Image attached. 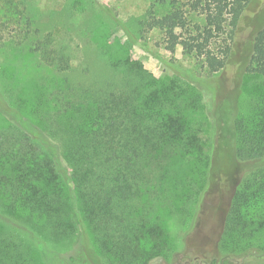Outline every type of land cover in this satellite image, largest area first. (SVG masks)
<instances>
[{
	"label": "trees",
	"instance_id": "trees-1",
	"mask_svg": "<svg viewBox=\"0 0 264 264\" xmlns=\"http://www.w3.org/2000/svg\"><path fill=\"white\" fill-rule=\"evenodd\" d=\"M31 1L0 0V264H152L162 256L156 211L173 213L162 193L187 194L189 176L204 171L197 212L224 162L239 176L219 242L223 264H234L231 256L244 252L234 227L247 208L259 214L264 204V0H152L131 23L106 8L91 24L75 21L119 73L116 87L71 80L73 49L44 32ZM92 4L68 6L82 14ZM110 22L125 37L113 53L104 42ZM242 24L249 33L243 71L263 88L239 111L219 74ZM153 33L167 52L180 49L195 62L198 87L173 61L165 63L172 76L157 79L130 60L126 51ZM4 66L14 70L15 93L1 91ZM199 88L213 116L207 153L189 115L204 109Z\"/></svg>",
	"mask_w": 264,
	"mask_h": 264
},
{
	"label": "rangeland",
	"instance_id": "rangeland-1",
	"mask_svg": "<svg viewBox=\"0 0 264 264\" xmlns=\"http://www.w3.org/2000/svg\"><path fill=\"white\" fill-rule=\"evenodd\" d=\"M71 1L33 0L31 3L44 32H52L57 38L65 40L73 49L75 56L71 61V68L74 77L71 80L82 84L105 85L107 83L106 85L111 87L118 86L121 81L119 73L105 65L104 59L99 56L100 49L95 42V38L89 30L80 28L78 24L81 23V18L84 19L85 24H91L94 13L100 12L103 8L111 9L118 20L131 23L143 15L152 0H90L93 4L88 9V13H82L83 16L80 11H75L68 6ZM67 10H69L71 16L66 14ZM103 18L108 23V19ZM75 21L78 22L77 25ZM235 36L228 64L219 74V78L228 95L236 92V105L240 111L248 95L255 94L260 89L259 84L262 88L263 85L261 81L248 76L243 71L249 57L247 50L249 33L243 24ZM104 40L113 53L117 49L116 43L121 45L125 41V37L120 28L110 22ZM144 43H142V46H133L126 51L131 61L141 64L145 71L157 79H168L172 76L171 70L167 68L165 63L173 61L181 68L190 71L189 83L191 86L198 87V77L202 78L203 73L193 60L182 55L180 49L176 50L173 55L167 52L161 44L158 33L149 34ZM113 56L116 55L113 54ZM1 70L3 77H5L1 91L17 92L20 86L13 79L12 72L14 70L6 66ZM199 91L202 94L204 109L197 114L190 112L189 115L190 118L192 117L196 122L198 121V124L194 122L191 125L198 140L197 145H203L205 151L207 147L205 145L210 143L209 137L213 116L211 115L209 94L202 89ZM23 95L21 93V96ZM205 152L207 153V151ZM164 164H160L159 168H162ZM222 169L223 171L213 178V183H211L208 192L201 198V204L197 212V202L200 196L195 197V194L198 192V185H202V181L206 185L207 180L206 178L203 179L204 176H202L204 171L201 172V176L197 173L189 176V183L187 182L186 185L190 188V191L187 194H182L180 190L177 195L175 193L171 194L172 197L168 195L171 192L169 190L162 193L164 198L168 197L167 202L172 201L171 205L175 210L172 209L173 213L171 215L165 214L167 211L160 209L156 211L162 229L160 236L156 238V249L162 256L154 259L152 264H211L213 260L217 261L216 264L224 263L220 258L222 252L219 242L221 232L223 234L229 200L237 186L239 176L234 171H231V173V169L225 162L222 163ZM148 175L145 183H151V175ZM156 182H159L158 184L163 183L161 178L156 179ZM167 186L169 185L167 184ZM140 201H142V197L138 194L136 202L140 203ZM260 206H262V210L259 211V214L256 211L252 213L251 209L247 208L242 216L244 219L234 227L236 233H241L238 236L244 250L242 255L231 256L234 264H241L243 259L248 256L247 254H250V257L246 258L247 261H250L248 264H261L264 262V226L261 223L264 222V204H257V208ZM194 216L195 220H193ZM70 245L67 244L66 247ZM72 246H70V249ZM68 254L75 258V247Z\"/></svg>",
	"mask_w": 264,
	"mask_h": 264
}]
</instances>
